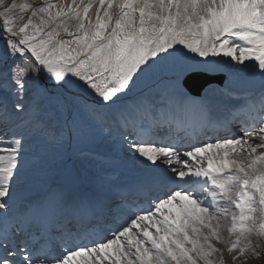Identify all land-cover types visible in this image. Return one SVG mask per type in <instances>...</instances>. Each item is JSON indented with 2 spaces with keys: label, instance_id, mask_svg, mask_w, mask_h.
<instances>
[{
  "label": "snow or ice",
  "instance_id": "obj_1",
  "mask_svg": "<svg viewBox=\"0 0 264 264\" xmlns=\"http://www.w3.org/2000/svg\"><path fill=\"white\" fill-rule=\"evenodd\" d=\"M225 252L264 254V0H0V264Z\"/></svg>",
  "mask_w": 264,
  "mask_h": 264
},
{
  "label": "rangeland",
  "instance_id": "obj_2",
  "mask_svg": "<svg viewBox=\"0 0 264 264\" xmlns=\"http://www.w3.org/2000/svg\"><path fill=\"white\" fill-rule=\"evenodd\" d=\"M223 247V246H221ZM225 257L228 261V264H231V259L228 256L227 252H225ZM248 264H264V254H262L259 258H250L248 260Z\"/></svg>",
  "mask_w": 264,
  "mask_h": 264
},
{
  "label": "bare ground",
  "instance_id": "obj_3",
  "mask_svg": "<svg viewBox=\"0 0 264 264\" xmlns=\"http://www.w3.org/2000/svg\"><path fill=\"white\" fill-rule=\"evenodd\" d=\"M94 11V10H93Z\"/></svg>",
  "mask_w": 264,
  "mask_h": 264
}]
</instances>
